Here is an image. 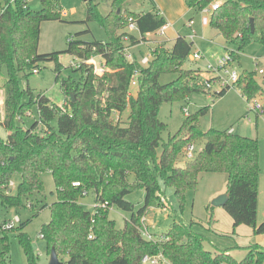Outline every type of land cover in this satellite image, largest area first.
Returning <instances> with one entry per match:
<instances>
[{
	"label": "trees",
	"instance_id": "16d2710c",
	"mask_svg": "<svg viewBox=\"0 0 264 264\" xmlns=\"http://www.w3.org/2000/svg\"><path fill=\"white\" fill-rule=\"evenodd\" d=\"M184 1L199 12L219 3L210 14L209 24L237 45V49L230 50L236 60L248 43L264 41V0ZM125 2L114 0L105 13L99 2H86V19L97 20L109 39L85 42L71 37L64 52L83 60L102 56L108 71L98 76L93 66L82 62L75 68L80 72L79 79H62L69 108L66 112L47 96H35L29 87L22 88L19 83L20 74L28 76L30 71L39 69L40 62L50 60L56 63L60 79L62 52H38L43 21L62 17L59 0H41L40 10L30 9L28 0H15L0 15V68L4 67L7 73L1 121L7 138H0V202L4 206H22L24 197L44 191L42 173L50 171L57 198L49 206L51 219L43 224L41 235L48 253L54 247L59 259L64 262L67 258L69 264H142L145 254L159 252L170 264H263L264 246L258 243L247 247L242 260L225 249L216 253L207 250L206 237L193 229V223L186 224L177 211L162 240L144 237L143 218L152 207L162 204L164 187L174 189L182 210L186 192L196 189L203 172L227 174L228 199L223 207L233 217L234 226L246 224L256 234L264 233V222L257 223L259 141L228 130L210 128L203 132L195 115L188 116L180 131L162 142L166 124L160 119L161 106L186 98L192 91L209 90L199 76H192L197 70L184 68L193 48V41L186 36L179 35L170 48L164 42L156 44L153 58L146 65L141 64L137 53L134 61L125 57L123 35L130 18L137 22L142 34L167 23L159 9L137 13L123 8ZM139 42L131 36L133 45ZM136 70L139 75L134 95L129 91ZM165 72H177L178 77L162 84L159 78ZM237 86L248 100L261 89L253 75L245 72L240 74ZM228 90L214 93L222 96ZM34 105L38 107L39 119L24 127V116ZM127 108L130 114L123 125L115 116H121ZM54 120L56 126L52 125ZM41 125L45 128L43 133L38 130ZM196 138H203L202 150L181 165L182 152ZM15 176L20 181L13 194L10 182ZM74 182L80 185L75 186ZM137 189L145 191L144 204L138 209L126 199ZM89 192L95 195L93 211L80 202ZM28 204L36 207L34 201ZM113 206L132 213L124 228H118L110 218ZM28 221L21 220L10 229L0 225V264H11V230L18 232L30 264H39L31 238L23 231Z\"/></svg>",
	"mask_w": 264,
	"mask_h": 264
},
{
	"label": "rangeland",
	"instance_id": "374dc122",
	"mask_svg": "<svg viewBox=\"0 0 264 264\" xmlns=\"http://www.w3.org/2000/svg\"><path fill=\"white\" fill-rule=\"evenodd\" d=\"M99 2L102 12H107L114 0H95ZM162 4L166 16L174 20V24L169 27L164 36H154L157 41L165 43L170 48L176 36V31L193 41L191 54L184 63L185 69L206 71L208 62L216 63L221 57L226 56L230 50L237 49V45L227 41L218 30L210 24H204L203 17L205 13L197 10L188 9L184 0H157ZM87 1L85 0H59V11L62 12L61 19H51L43 21L41 25V37L38 46L40 54L52 52H62L59 61L63 65L60 72V79H57L58 73L55 71L56 63L54 61H43L39 63L37 73L29 72L28 76L20 74L19 83L22 88L29 87L35 96L43 94L51 102L62 104L66 100L62 88V79H79L80 72L76 71L75 66L81 59L74 54L64 52L68 48V41L71 37L75 40L85 42L103 41L106 42L109 36L106 30L97 20H87ZM30 9L40 10L42 8L41 0H28ZM156 5L152 0H126L123 8L130 11L141 13L153 10ZM208 16V15H207ZM193 18L194 27L187 24ZM196 31L195 38L189 35ZM153 44V43H152ZM134 53L139 55L142 50L148 53L146 45L134 46ZM200 51L203 59L194 60L192 54ZM231 67L237 70L241 75L243 72L251 73L256 81L261 85L258 94L248 100L237 85L230 88L224 95L218 96L214 92L218 89L215 86L210 91H192L186 98H179L172 102H165L160 108V119L166 124L162 133V142L167 141L170 136L177 134L185 119L188 116H197L198 124L203 132L210 128L218 130L231 129L235 133L257 138L259 141V200L257 223L264 222V110L257 112L252 109L255 102H260L264 107V41H251L243 50L239 58L233 55ZM260 70H263L261 72ZM199 73V72H198ZM192 76H199L197 71L192 72ZM178 77L177 72H165L160 75L159 81L164 84L175 80ZM199 78V77H198ZM7 73L4 67L0 68V138H7V129L1 121L4 118L3 102L5 96V82ZM132 94L136 95V88H131ZM28 97V96H26ZM28 99V98H27ZM187 108L188 114L184 110ZM203 111V112H202ZM202 112V113H201ZM130 109L127 108L120 116L116 113L115 118L120 119L122 124H126L129 118ZM39 119L37 105L32 106L31 113L26 114L22 121L24 127H30ZM56 126L55 120L52 122ZM44 126L41 125L38 130L43 133ZM195 145V154L197 155L204 146L203 138H196L192 141ZM162 145L158 149V154L162 153ZM195 155V156H196ZM186 152L180 156V164L186 162ZM44 181V191L34 193L29 198L24 197L23 205L19 207L4 206L0 202V221L3 219H12L19 215L22 221H28L23 229L30 238L31 244L37 255L39 264H48L50 254L46 240L41 236V229L44 223L51 219L50 205L56 200V186L53 175L50 171L42 173ZM134 177H131V181ZM15 187L12 193H16V185L20 178L14 177ZM228 186V177L223 172H203L200 174L199 182L194 190L186 192L184 208L181 210L180 203L171 187H164V199L158 207H152L147 216L143 218L142 233L148 240H162V234L169 230L176 211L186 224L193 223V229L202 233L206 239L204 246L212 253L219 249L228 250L238 260L245 258L247 247L258 243L264 246V233L256 234L253 227L241 224L234 226L233 217L223 206H214V200L225 194ZM126 199L135 204L136 209L143 206L145 201L144 189H137L126 196ZM34 201L35 208H30L28 202ZM80 202L87 210L93 211L95 204V195L89 192L83 196ZM28 204V205H27ZM44 205H47L43 207ZM132 213L123 210L117 206L110 209V218L115 220L118 228H124L127 220L131 218ZM18 232L11 230L8 232L11 243L10 260L11 264H30L28 256L23 245L17 236ZM151 236V238L149 237ZM63 264H69L67 258ZM158 264H170L166 259ZM250 264H259L254 261ZM264 264V263H263Z\"/></svg>",
	"mask_w": 264,
	"mask_h": 264
},
{
	"label": "built area",
	"instance_id": "2783aa9c",
	"mask_svg": "<svg viewBox=\"0 0 264 264\" xmlns=\"http://www.w3.org/2000/svg\"><path fill=\"white\" fill-rule=\"evenodd\" d=\"M14 2L15 0H7V1L0 0V15L3 14L7 10L8 6ZM218 6H219V3L216 2V3H213L210 7L205 8L202 11V13L206 14V16L203 17L204 24H209L211 12L217 9ZM194 24H195L194 19H190L187 25L193 28ZM170 26L171 24L167 22L164 25H162L160 28H158L157 30L149 31V32H146L145 34H142L137 22L133 18H130L128 25L124 29L126 33L123 35V40L125 42V45L123 47V52H124L125 57L130 61L135 60V53L132 50L134 46L150 45V44L152 45V43L161 44L162 42L155 40L154 36L166 35V31L169 29ZM195 35H196V31L194 30L191 33L190 37L195 38ZM131 36L137 37L140 40V42L136 45H133L131 43ZM154 49H155L154 47H150L148 50V53L140 54L139 61L141 62L142 65H146L151 61V59L153 58ZM203 58H204V55L200 51L194 52L192 54V59L194 60L203 59ZM82 62H85L93 66V72L98 76H102L106 71H108V68L106 67L105 61L102 58V56H93L88 60L81 59V61L75 66L77 67L80 66ZM232 62H233V55H231V53L229 52L226 56L219 58L217 62L214 64L211 62H208L206 71L197 70V74L199 75L200 82L201 84H203L204 88L210 91L215 86H217L218 89L216 90V92H220L224 89L235 88V85H237L238 80L240 78V73L231 67ZM38 71L39 69L33 70L34 73H37ZM260 71L263 72V70H260ZM138 75H139V72L138 70H136L131 79V88H135L137 86ZM129 94H132L131 89L129 91ZM60 108L64 112L68 111L69 108H68L67 102L65 101L64 103L60 104ZM252 109H254L257 112H262L264 110V107L260 102H255L252 105ZM184 110L188 114L187 108H185ZM30 113H31V110H29L26 114H30ZM228 132L233 133L234 132L233 128L228 129ZM185 152H186L187 159H193L196 155L194 143H189L185 148ZM73 184L75 186H79L80 182H74ZM10 187L12 188L15 187V182L13 180L10 182ZM106 204L107 203H104L103 205L105 206ZM20 221H21L20 216L15 215L12 219L6 218L0 221V225L2 226L3 229H10L16 226ZM149 237L151 238V236ZM90 238H92V235H90ZM164 259L165 258L161 252H159L158 254L147 253L142 257V264H158Z\"/></svg>",
	"mask_w": 264,
	"mask_h": 264
},
{
	"label": "water",
	"instance_id": "95a60500",
	"mask_svg": "<svg viewBox=\"0 0 264 264\" xmlns=\"http://www.w3.org/2000/svg\"><path fill=\"white\" fill-rule=\"evenodd\" d=\"M85 1H88V0H85ZM251 30H252V32L255 31L254 18H251ZM227 199H228V194L227 193L222 194L214 200L213 205L214 206H223L226 203ZM48 264H63V261H61L59 259L58 253L54 247H52V249H51Z\"/></svg>",
	"mask_w": 264,
	"mask_h": 264
},
{
	"label": "crops",
	"instance_id": "0c3cea01",
	"mask_svg": "<svg viewBox=\"0 0 264 264\" xmlns=\"http://www.w3.org/2000/svg\"><path fill=\"white\" fill-rule=\"evenodd\" d=\"M154 1V4L156 5V9H159L160 10V12H161V14L166 18V20H167V22L168 23H170L171 25H173L174 24V20H171V19H169L167 16H166V13L164 12V9L162 8V4H160L157 0H153ZM188 9H192V8H189L188 7ZM194 10V9H193ZM198 12V11H197ZM191 19H193V18H191ZM195 25V24H194ZM194 27V26H193ZM179 35H181V33L178 31H176V36L178 37ZM191 35V34H190ZM189 35V36H190ZM176 37V38H177ZM175 38V39H176ZM162 42V41H161ZM163 43V42H162ZM156 44L155 43H153L152 45L150 44V45H146L147 46V48L149 49L150 47H154ZM144 52L142 51V50H140L139 51V55L140 54H143ZM226 130H228V129H226ZM234 133H235V131H234ZM4 220V219H3ZM164 234V233H163Z\"/></svg>",
	"mask_w": 264,
	"mask_h": 264
}]
</instances>
